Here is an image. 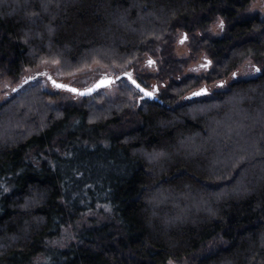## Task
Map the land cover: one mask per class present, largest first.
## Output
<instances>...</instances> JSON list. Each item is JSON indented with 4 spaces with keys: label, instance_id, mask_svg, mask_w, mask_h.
Segmentation results:
<instances>
[{
    "label": "trees",
    "instance_id": "16d2710c",
    "mask_svg": "<svg viewBox=\"0 0 264 264\" xmlns=\"http://www.w3.org/2000/svg\"><path fill=\"white\" fill-rule=\"evenodd\" d=\"M252 1L0 0L1 74L17 80L43 61L137 74L149 55L157 72L133 76L161 87L138 107L126 86L122 100L55 109L31 86V112L0 109V128L14 129L0 134V264H264V66L185 94L264 63ZM179 33L208 59L198 74L174 55ZM88 211L100 217L76 242L51 244Z\"/></svg>",
    "mask_w": 264,
    "mask_h": 264
},
{
    "label": "rangeland",
    "instance_id": "374dc122",
    "mask_svg": "<svg viewBox=\"0 0 264 264\" xmlns=\"http://www.w3.org/2000/svg\"><path fill=\"white\" fill-rule=\"evenodd\" d=\"M248 10L252 13L259 12L261 14H264V0H253L249 5ZM220 29L221 22H219V20H215L210 25V30L215 35L220 32ZM187 43L188 42L187 39H185V36L182 33H179L176 36V41L174 43V55L177 58L188 59L187 64L183 69L184 73L198 74L202 70L207 68V57L201 54L195 57H191L187 48ZM156 64L157 58L155 56L145 55L141 60L140 65L137 67V74L133 73V75L136 77L138 75L140 76L141 73H156ZM263 66L264 63L256 65L249 59L245 60L234 72L230 73L229 75L210 83L202 82L199 86L195 87L194 90L200 87H207L209 89V92H213L217 89H223L230 81L234 79L248 78L255 75L257 73L256 69L262 68ZM126 70L128 71V69H125L124 71ZM120 72H122V70H110V68L104 65L95 63L72 73H61L59 71L58 63L43 61L34 67L24 69L18 76L17 80H13L9 76L0 73V109L1 112L3 110L10 111L11 107L15 108L18 101H20L17 109L27 111L28 113L31 112L32 110L30 106L35 107V103H33L30 99L27 100L26 97H24L25 93H21V90L27 89L31 86H35V93H37L38 95L37 97H42L46 105L55 109H61L67 106H81L84 104H95L101 106L108 101L122 100L126 97L123 89L127 86V92H129V94L127 95L128 100L131 102V104H135L136 107H138V105L140 104L138 102L141 101L139 97L140 92L129 88V83L125 78H121L111 85L99 89L89 96H82L68 90L57 88L49 82V79L53 78L55 80L77 86L78 88H83L90 85L93 81H95L102 75L106 74L115 76ZM142 81L143 85L145 84L144 86L150 89H153L155 85H157L159 89L161 88L160 83H158L154 79ZM191 91H193V89L189 90L188 92L190 93ZM188 92H186L185 94L188 95ZM185 94L179 99V101L185 99ZM11 97L16 98L10 103V105L4 103ZM6 105L7 107L5 108L4 106ZM40 116L41 120H43L44 115L41 114ZM25 126L22 127L21 131H24L27 127H29V125ZM13 130V128L10 129V126H7L5 129L0 128V134H6L7 132L11 131L14 132ZM99 217L100 216L94 211H88L81 214L73 223L63 227L60 234L52 239L51 244L55 247L63 248L68 246L70 243L76 242L79 230L82 227L91 224L93 221H96V219H98ZM215 245L216 243H208L205 251H210ZM170 262L171 264H186L185 261H168L167 264H170Z\"/></svg>",
    "mask_w": 264,
    "mask_h": 264
},
{
    "label": "water",
    "instance_id": "95a60500",
    "mask_svg": "<svg viewBox=\"0 0 264 264\" xmlns=\"http://www.w3.org/2000/svg\"><path fill=\"white\" fill-rule=\"evenodd\" d=\"M208 61V59H207ZM121 78H125L129 81V83L138 91L140 92V97L141 98H149V99H157V97L155 96V87L154 89H150L146 86H144L143 84H141L132 74V72L130 70L128 71H122L120 73H118L115 76L112 75H102L100 77H98L95 81H93L90 85L83 87V88H78L77 86L62 82V81H58L55 80L53 78H50V82L57 87V84H64V85H68V88H62V87H57V88H61L64 90H68L70 92L76 93L78 95H82V96H89L92 95L93 93H95L96 91H98L101 88L107 87L109 85H111L112 83H114L115 81L121 79ZM53 81H56V84L53 83ZM101 81H103V83H100ZM135 81V83L133 82ZM97 84H99L100 86L97 87ZM139 85V86H138ZM20 86V85H19ZM71 89H77L79 91H72ZM91 90V91H87V90ZM201 89H206V91H201ZM16 90V89H15ZM209 91V89L207 87H200L198 89H195L193 91H191L188 94V98H193V97H198L201 95L206 94ZM150 93V95L148 94Z\"/></svg>",
    "mask_w": 264,
    "mask_h": 264
},
{
    "label": "snow or ice",
    "instance_id": "6c2138e0",
    "mask_svg": "<svg viewBox=\"0 0 264 264\" xmlns=\"http://www.w3.org/2000/svg\"><path fill=\"white\" fill-rule=\"evenodd\" d=\"M221 23H223V22H221ZM256 71H260V69L259 68H257L256 69ZM234 75H235V73H234ZM30 79H31V77H30ZM134 83H135V81H133ZM53 83L54 84H56V81H53ZM100 83H103V81H101ZM100 85L99 84H97V87H99ZM139 86V85H138ZM57 87H62V88H68L69 86L68 85H64V84H57ZM72 91H79V90H77V89H71ZM87 91H91L90 89L89 90H87ZM201 91H206V89H201ZM149 95H150V93H148ZM170 264H171V262H170Z\"/></svg>",
    "mask_w": 264,
    "mask_h": 264
},
{
    "label": "flooded vegetation",
    "instance_id": "af4514ba",
    "mask_svg": "<svg viewBox=\"0 0 264 264\" xmlns=\"http://www.w3.org/2000/svg\"><path fill=\"white\" fill-rule=\"evenodd\" d=\"M49 82H50V79H49ZM50 83H51V82H50ZM51 84H52V83H51ZM52 85H53V84H52ZM153 89H154V87H153ZM156 90H157V89H156V87H155V92H156Z\"/></svg>",
    "mask_w": 264,
    "mask_h": 264
}]
</instances>
